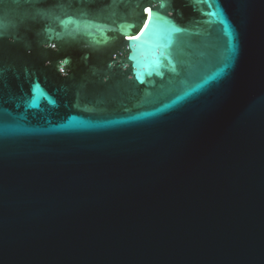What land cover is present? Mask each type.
<instances>
[{
  "label": "water",
  "instance_id": "water-1",
  "mask_svg": "<svg viewBox=\"0 0 264 264\" xmlns=\"http://www.w3.org/2000/svg\"><path fill=\"white\" fill-rule=\"evenodd\" d=\"M0 264H264V0H0Z\"/></svg>",
  "mask_w": 264,
  "mask_h": 264
},
{
  "label": "snow or ice",
  "instance_id": "snow-or-ice-1",
  "mask_svg": "<svg viewBox=\"0 0 264 264\" xmlns=\"http://www.w3.org/2000/svg\"><path fill=\"white\" fill-rule=\"evenodd\" d=\"M150 2H153L154 3L155 0H150ZM163 6H164V0H160V7H163ZM144 12L146 14H148V15H147V17H146V19L144 21L143 27L145 29H147L148 26H149V24L153 22L152 9L151 8H145L144 9ZM132 38L133 39H137L138 37H132Z\"/></svg>",
  "mask_w": 264,
  "mask_h": 264
}]
</instances>
